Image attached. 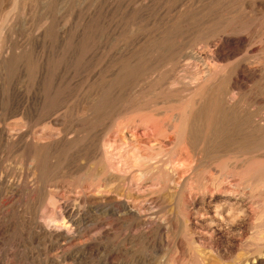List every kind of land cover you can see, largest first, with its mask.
<instances>
[{
	"label": "rangeland",
	"instance_id": "rangeland-1",
	"mask_svg": "<svg viewBox=\"0 0 264 264\" xmlns=\"http://www.w3.org/2000/svg\"><path fill=\"white\" fill-rule=\"evenodd\" d=\"M220 31L242 38L246 43L240 46L235 58L222 62V69L213 73L207 68V42L215 41ZM263 54L264 0H0V105L13 102L10 100L13 94V107L17 110L14 121L17 129L20 128L17 134L31 126L34 129L31 137L40 144H60L49 153L40 152L41 158L45 154L48 157L42 171H32L30 165L35 166V162L26 161L22 150L0 146V175L4 171L9 175L17 174L16 196L0 205V217H3L0 218V264H73L74 260L63 254L70 247L59 249L57 242L56 234L63 222L57 204L60 200L67 202L79 219L81 243H92L102 231L109 233V239L102 245L92 247L94 252L88 255V264H148L147 261L157 263L164 257L169 264H177V261L178 264H202L195 247L207 248L210 244V247L219 248L222 258L213 255L211 260L207 257L206 264H230L236 256L235 247L225 250L218 238L208 244L205 242L206 245L197 242L199 244L194 246L185 237L187 228L183 221L193 222L190 213L181 207L188 196L173 197L168 190L171 185H164L163 171L155 172L156 178L147 177L142 181L128 165L126 169L132 173L128 172V180L122 187L126 194L160 198V218L165 219L172 212L178 215L181 222L175 237L185 238L184 256L174 246L168 249L165 237L161 239L158 235L154 236L151 247L142 241L130 242L127 235L135 232V222L124 217L114 204L102 203L90 195L110 193L99 188L100 176L98 178L96 174L102 167H105L104 173L110 171L109 154L113 147L107 142L113 141L115 128L126 125L135 117L139 120L156 115L155 118L163 119L165 112H181L189 104V96L205 85L202 82L201 88L199 85L187 88L190 83L187 78L193 71L203 72L205 77L213 73L212 85L222 88L234 76L238 63L261 61ZM186 56H191L194 62H189ZM262 83H254L256 86L250 83L243 90L249 95L248 91L252 89L251 95L254 92L253 95L260 97L259 105L253 104L254 109L261 107V98H264ZM167 101L170 104L164 103ZM183 124L184 120L175 122L178 128ZM138 134L148 140L152 133L145 126ZM223 134L225 138L224 135L221 137L225 141L220 138L224 143L231 140L236 147L245 142L240 136ZM63 136L69 138L70 146L57 142ZM126 146L121 145L125 149H121V153L126 154L129 148ZM232 155L236 158L224 157L212 167H204L200 178L209 184L219 174L240 169L243 158L240 154ZM257 160L254 161L256 167L264 166V159ZM175 166L177 183L188 173L184 174L185 167ZM53 182L62 189L54 190ZM233 183L238 184L237 181ZM51 191H54L53 196ZM13 200L17 201L11 205ZM200 230L198 228V232ZM174 251L176 255L172 254Z\"/></svg>",
	"mask_w": 264,
	"mask_h": 264
},
{
	"label": "bare ground",
	"instance_id": "bare-ground-1",
	"mask_svg": "<svg viewBox=\"0 0 264 264\" xmlns=\"http://www.w3.org/2000/svg\"><path fill=\"white\" fill-rule=\"evenodd\" d=\"M234 12L235 11H233V13ZM230 31H232V29ZM224 32L223 33L221 32V34L217 33L218 35L215 41H213L212 43L207 42L208 45L206 44L207 50L209 51V55L207 58V65H208L207 68L212 69L214 71L213 73H218L219 70L222 69V64L226 63L224 61H227L229 58L235 56L240 46L246 43V40L239 37H235V35L234 37L230 36V34L229 35L227 34L229 32L227 33ZM262 52L263 51L259 53V56ZM187 59L189 60V62L193 60L191 56L190 58L187 57ZM193 62L191 61V63ZM246 62L242 61L237 64L235 69V74L233 72L234 76L233 77L231 76L228 83L222 86V88H216L212 85L213 73L208 76L206 75L205 77L203 76L204 74L203 72L193 71L192 73L189 74V78H187L190 81L189 84L186 83L187 88L190 87L193 89L198 87V85L199 87L200 86L202 87V82L205 85L203 86V89L199 91L196 90L197 92L189 96L190 97L189 104L187 105V107L185 106L184 107L185 109L181 110V112L179 111L177 112V114H175L174 111H170L169 113L165 112L163 119L155 118L156 115H151L145 117V119H139V120L138 117H135L133 119L131 118L132 120L126 123V125L124 126L119 125L118 128H115L116 132L113 141L107 142L109 145L112 143L113 152H114V153L111 152L109 154L112 160L110 171L104 173L105 167H102L99 173L96 174L98 178L100 176L98 180L99 188L105 191H109L110 193L106 195L103 193L101 194L100 192L95 194L93 193L90 195V198L98 199L102 203L110 202L114 204L115 206L118 207V209L121 211L124 217H127L135 222V229H134L135 232L129 233L127 235V240H129L130 242L134 243L136 241L137 242L142 241L145 242V244L148 247H151L153 245L152 243L154 236L158 235L160 236L161 239L165 237L164 240L168 249H170L169 247L174 246L177 249L181 250L180 252L183 255L184 254L183 247H185L184 242L186 241H184L185 238L179 239L178 237H175L176 228L179 226V223L181 222L177 214L172 212L171 215H168V217H166L165 219L163 217L164 215L162 216L163 219L160 218V216L158 215V208H161L158 205L160 204L159 201L160 198L159 199L154 198L151 197L150 195L141 196V195H131L128 193L126 194L125 190L122 187L123 186L122 183L128 180L127 179L128 174L131 172L127 170L128 165L131 166L133 170L137 172L139 179L142 181L147 179V177L155 176L154 173L157 171L160 172L163 171L164 173L163 176H165L164 185L165 184L171 185V188H169L168 190L169 192L171 190L173 197H176V199H178L179 197L181 198V197H186V195L188 196L187 202L182 203L181 207H183L185 211H188L193 219V222L188 220L183 221V225L187 228V233L185 237L191 242L192 245L196 246L199 243L203 245L207 241L208 244L212 242L214 238H218L224 244L225 250L227 248H232V247H235L236 249L235 250L236 256L230 264H264V166L256 167L254 165L255 160L264 159V98L263 97L261 98V102H260L261 107L254 109L253 108L254 105L259 103L258 99L260 97L257 95L255 96V94L253 95L254 92L252 93L253 95L252 96L251 95L252 89L251 90L249 89L248 91L250 92L249 95H246V93L243 92L244 88L250 83H253L252 85L254 86L255 85L254 83L264 82V58H261V61L258 60L254 62H248V63ZM191 63L189 64L192 65ZM185 68L188 69L187 67ZM170 89H172V93H173V88ZM13 96L14 95L12 94L10 98V100H12L13 102L9 101V104L7 103L8 105H2V106L0 105V146L3 145L5 147L11 146L12 148H16L18 151L22 150V152L25 155L24 159L26 161L30 159L32 162H35V166L30 165L32 167V171H36L40 169L42 171V169L45 166L44 160L46 159L47 155L45 154L43 158H41L42 156L39 155L40 152L48 151L49 153V151H51L52 148H54V146L59 143H47L45 145L40 144L34 139V137L33 138L31 137V132L33 129V127L31 126L25 128L20 133L18 132L17 134V130H19L20 128L17 129V122L14 121L17 114L15 112L16 109H14L13 107V105H15ZM179 102H181V100ZM164 103L168 104L169 102L167 101ZM164 103L162 102V104ZM160 109L161 108H159V110ZM133 112L131 111V113ZM178 120L179 121L184 120V124L181 128H178L175 125V122L176 121L178 122ZM145 126L146 129L150 130L152 133L151 137L150 138L148 137L149 138L148 140L147 139L144 140L138 134V131ZM178 126L181 125L179 124ZM34 127H36V125ZM224 132L227 133V135L230 134L231 136H240V138L242 140H245V142L243 143L238 142L241 144L236 147L233 144L234 142L233 140H232L233 142H231L230 140V142L226 141L224 143L225 141L224 140L225 135L223 134ZM223 135L224 138L221 137ZM220 137L224 141H222ZM68 139L69 138L66 139V137L63 136V139L57 142H61L63 143V145L68 144L67 142ZM239 140L237 139V141ZM238 143L236 145H238ZM122 144L123 145L125 144L129 147L126 154L125 153L123 154L121 153L122 151H120L123 148L121 147ZM63 145L61 144V146ZM102 145L104 147L107 146L106 143H103ZM57 146L58 145H56L55 148H57ZM123 151H125V149ZM232 154H236V155L240 154V156L243 158V164L242 166H240L241 167L240 169L237 168L233 172H225L222 175L219 174L217 175V177H213L214 176L213 174L212 176L213 178L210 180L209 184L205 182L206 180L200 178L201 171H203L202 169L204 167L205 168L206 166H208V168L209 166L212 167L214 164L218 163V161L222 160L224 157L230 160L232 158L233 159L236 158V156ZM90 155L92 156L91 153ZM50 159H51V154H50ZM175 165L185 167L186 170L184 171V174L185 172L188 173V175L182 176L177 183H175L176 181L174 180L175 177H177V171H176L177 166ZM91 168H94V166H92ZM93 170L94 169H92V171ZM51 181L49 183H51ZM96 181L97 180L95 179V182ZM233 181H237L238 184H234L235 182L233 183ZM24 182L25 181H23V183ZM53 183L54 184L52 185V187L55 188L54 190L58 192L60 189H62L59 186V184H57V182H53ZM174 184L175 187L173 186ZM16 193H17V174L9 175L8 171H4L0 175V205L3 204L1 202L4 200L5 201L11 200L10 198L16 196ZM52 194H54V191L51 193V196H53ZM154 196H156V194ZM165 197L167 196L165 195ZM174 199L175 198H173V200ZM13 201L14 202L11 201L12 204L10 202L11 205L16 203L17 200L16 201L13 200ZM63 201L61 202L60 200L57 202L59 212L61 211L63 216L62 217L63 222H61L62 227L60 229L58 228V233L56 234L57 242L58 245L60 246L59 249L69 246L70 247L69 251L63 253L65 257L67 256L71 257L74 260L73 264H88L86 262L88 260L87 257L90 254L92 255V253L94 252V249L92 247L94 245L96 246V244L102 245V243L106 239L107 240L109 239V233L107 232V230L102 231L98 235V237L94 238L92 243L90 244L81 243L80 242L81 224L78 221L79 219L78 220L76 219L75 216L76 214L74 209H72L70 205L67 204V202H63ZM164 203L166 202L164 201ZM163 207L164 206H162V208ZM6 215L4 217L8 218V216ZM120 216L121 214L118 217ZM198 228L201 229L200 230L201 232L200 231L198 232ZM172 236H173V240L171 241L170 238ZM161 242H163V240ZM210 245L207 248L197 247V246L195 247L197 256L201 260L202 264H206L205 262L206 258L207 257L209 258L210 256L213 257V255L222 258L221 253L218 250L219 248L216 249L212 246L210 247ZM189 248L191 249V247ZM175 253L176 252L174 251V253L172 254ZM213 259L214 258H211V260ZM183 260H185V258H183ZM147 263L169 264L166 260V257L160 259V261H157V263H155L154 261H150V262L147 261ZM100 264H107V262L104 263L100 262Z\"/></svg>",
	"mask_w": 264,
	"mask_h": 264
}]
</instances>
